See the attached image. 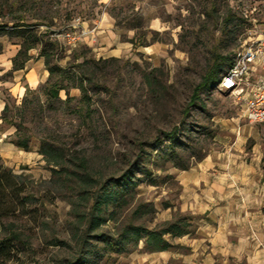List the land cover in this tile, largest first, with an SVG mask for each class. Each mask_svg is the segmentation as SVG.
Listing matches in <instances>:
<instances>
[{
	"label": "rangeland",
	"instance_id": "1",
	"mask_svg": "<svg viewBox=\"0 0 264 264\" xmlns=\"http://www.w3.org/2000/svg\"><path fill=\"white\" fill-rule=\"evenodd\" d=\"M102 13L113 18L121 41L145 46L133 49L131 43L129 52L106 60L87 52L105 62L85 66L91 101V117H86L79 113L86 106L80 90L70 88L79 82L78 63L83 61L73 51L86 50L82 25ZM263 16L264 0H0V28L20 22L27 32L57 40L61 48L55 61L73 75L67 82L69 98L63 90V102L47 101L43 87L49 73L40 48L30 51L24 70L13 72L12 58L22 39L0 29V117L9 103L15 108L8 117L20 121L23 116L28 128L23 131L34 137L28 151L19 149L11 143L17 141L15 127L0 118L1 161L21 177L29 193L28 212L8 217L0 227V237H20L9 261L0 258V264H70L75 257L81 264H138L135 254L148 247L144 241L135 243V236L121 242L126 229L160 230L187 215L176 210L181 193L176 174L222 149L228 122L238 117L253 125L242 116L241 101L221 91L217 81L199 93L187 115L184 110L211 66L219 64L218 79L228 70L233 53ZM35 79L23 93L22 87ZM173 129L174 140L164 136ZM41 136L55 140L68 160L84 154L100 182L125 180L123 187L106 186L116 201L101 211L104 221L82 246L92 202L72 176L53 174L39 152Z\"/></svg>",
	"mask_w": 264,
	"mask_h": 264
},
{
	"label": "crops",
	"instance_id": "2",
	"mask_svg": "<svg viewBox=\"0 0 264 264\" xmlns=\"http://www.w3.org/2000/svg\"><path fill=\"white\" fill-rule=\"evenodd\" d=\"M90 21L82 25L85 43L98 56L119 57L131 50L110 15ZM256 27L255 34L264 30V16ZM35 82L28 81L23 93ZM228 123L222 149L176 174L181 188L176 210L189 215L192 232L168 235L172 247L167 250H139L138 264H264V127L238 117Z\"/></svg>",
	"mask_w": 264,
	"mask_h": 264
},
{
	"label": "trees",
	"instance_id": "3",
	"mask_svg": "<svg viewBox=\"0 0 264 264\" xmlns=\"http://www.w3.org/2000/svg\"><path fill=\"white\" fill-rule=\"evenodd\" d=\"M34 27V25H32ZM31 27V28H32ZM26 25L17 22L12 28L3 27L0 28L6 30L5 33L14 38H21L22 42L20 43L21 48L18 50V53L12 58V71L18 72L19 70H24L26 65L31 60L30 51L33 48H40V57L45 60V68L49 73L48 80L46 81L44 88V94L47 98V101H60V94L63 90L66 91L67 97L69 98V92L67 82L73 79V75L69 72L67 67L60 66L58 62L55 61V55L61 48L57 40H53L50 37L47 39L44 38V35H40L35 30L32 32H27L24 30ZM136 29V26H133ZM133 44V49L145 46V42H135L130 41ZM91 49L86 47V50L78 53L77 50L73 51V56L76 59L83 58V61L78 63L79 68H81V76L77 85H73L70 88L79 89L82 94V101L85 102L86 106L80 111L82 115L86 117H91L88 112L90 111V97L86 84L88 75L85 69L86 65H96L99 62H105L104 59L95 60L93 57L89 58L86 56L87 52H90ZM227 59V58H224ZM221 72L219 64L213 65L207 71V73L202 77L199 84L194 88L192 99L188 103L187 107L184 110V114L187 115L189 108L199 99L198 95L207 88L213 86L218 79V75ZM86 82V84H85ZM31 91V90H30ZM30 102L25 96L22 100L23 106H27ZM15 107H11L9 103H6L5 109L3 111V116L1 120L4 123H9L11 126L15 127V136L17 141H11L19 149L25 151L29 150V143L34 138L33 136H28L23 130H27L24 126V117L18 119H11L7 114L11 112ZM75 113H78L76 110ZM177 130L173 129L170 132H165L164 136L174 140L176 137ZM1 139V132H0ZM40 145V154L43 155V158L48 161L51 165L53 174L64 176H72L75 180L76 185L82 188L83 197L88 198L91 204L90 210L86 214L85 218V229L84 233L79 239V245L82 246L86 242V238L95 230L96 227H99L104 221L100 217L101 211L108 207L109 204H112L116 201L115 194L111 192H106L108 184L112 183L113 185H120L121 187L125 186V180L120 181L119 179H111L106 182H100L98 179L92 176L89 169V160L84 154L79 157L71 155L69 160L66 159L65 149L63 150L59 145L56 144V141L53 140L50 136H41L39 138ZM69 165L73 168H69ZM182 169H187V167H182ZM68 178V177H67ZM21 177L12 173V171L5 167L0 158V227L5 223L8 217L10 216H19L22 213H26L29 210L28 203V189L25 184L20 183ZM191 225L189 223V217L187 215L179 216L173 220L167 221L163 224V227L160 230H149L142 226H130L126 229V232L123 236L120 237V241L130 239L132 236H135V243L139 241H144L148 247L149 252L154 251H164L172 247L165 239L166 236L170 235L171 238L182 237V235L192 232L190 229ZM12 235L14 237H12ZM100 235H96L99 237ZM101 237V236H100ZM20 237L15 234H10L6 237H0V258L3 260L9 261L11 258L12 252L14 250V241H19ZM107 243L110 244V241ZM70 264H81V260L77 257L69 260Z\"/></svg>",
	"mask_w": 264,
	"mask_h": 264
},
{
	"label": "built area",
	"instance_id": "4",
	"mask_svg": "<svg viewBox=\"0 0 264 264\" xmlns=\"http://www.w3.org/2000/svg\"><path fill=\"white\" fill-rule=\"evenodd\" d=\"M233 54L216 83L241 101L242 116L249 124H264V30L254 31Z\"/></svg>",
	"mask_w": 264,
	"mask_h": 264
},
{
	"label": "bare ground",
	"instance_id": "5",
	"mask_svg": "<svg viewBox=\"0 0 264 264\" xmlns=\"http://www.w3.org/2000/svg\"><path fill=\"white\" fill-rule=\"evenodd\" d=\"M2 110V109H1Z\"/></svg>",
	"mask_w": 264,
	"mask_h": 264
}]
</instances>
